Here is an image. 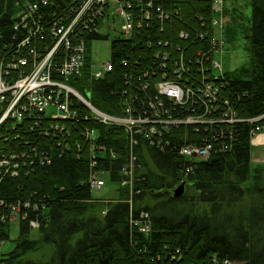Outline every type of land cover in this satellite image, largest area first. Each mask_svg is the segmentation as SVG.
Wrapping results in <instances>:
<instances>
[{
  "label": "built area",
  "instance_id": "obj_1",
  "mask_svg": "<svg viewBox=\"0 0 264 264\" xmlns=\"http://www.w3.org/2000/svg\"><path fill=\"white\" fill-rule=\"evenodd\" d=\"M186 1L191 0L16 2L18 10L11 37L0 48V140L7 144L6 136L23 127L63 153L74 149L82 155L86 150L87 185L92 193H101L106 187L102 177L106 172L97 168L99 160L105 153L110 158L116 154L100 143L98 127L120 128L130 152L120 170L118 187L129 190L130 197L125 202L130 207L138 193L133 190V183L142 169L133 153L139 143L163 151L175 130L191 128L197 138L201 126L207 138L196 144V139L191 141L186 134L183 146L178 148L185 175L195 170L196 163L211 158L214 142L221 143V151H229L235 139L233 125L256 124L264 119V114L239 119L230 99L221 92L227 85L222 55L229 48L224 38L228 0H197L208 3L207 20L195 15L186 30L165 28L183 18L180 5ZM152 31L161 38L153 41ZM109 33L115 35L110 44L111 57L96 65L91 43L107 38ZM128 44L131 52H143L138 60L148 59L149 68L135 73L141 68L134 59L128 68L126 61H113L114 50L118 54L119 48ZM117 70L134 72L122 77L131 92H120L118 114H106L94 107L88 94L91 90L84 89L86 96L75 89L74 83L79 80L84 79L90 86ZM144 94L148 99L141 98ZM260 132L258 125L250 130L251 143ZM18 138L17 143H21ZM23 143L0 149V186L7 177L27 176L37 166L50 164L51 157L43 147L34 146L31 141ZM45 209L34 195L12 202L0 199V235L2 231L8 233L10 224L16 221L19 225L27 222L32 230H37L41 224L39 214L43 216ZM129 213L130 227L149 234L148 214L140 211L134 216L131 208ZM4 243L0 238V258Z\"/></svg>",
  "mask_w": 264,
  "mask_h": 264
},
{
  "label": "trees",
  "instance_id": "obj_2",
  "mask_svg": "<svg viewBox=\"0 0 264 264\" xmlns=\"http://www.w3.org/2000/svg\"><path fill=\"white\" fill-rule=\"evenodd\" d=\"M240 1L228 0L225 4L224 38L230 45L241 42L248 62L225 73L227 85L221 92L230 99L240 119H249L264 114V0ZM15 2L0 0V48L12 34L18 10ZM246 6L251 11L248 24L242 13ZM180 7L183 18L175 23L179 30L188 29L195 15L209 18L207 2L191 0ZM150 36L153 41L161 38L155 31ZM129 47L119 48L118 54L114 50L113 61H126L128 68L134 59L141 68L135 73L149 68L148 59L138 60L143 52H131ZM118 70L90 86L84 79L74 86L86 96L84 89L91 90V103L100 111L118 114L120 92L129 89L122 77L134 73ZM148 97L144 94L141 98ZM255 125L264 130V119L253 125H233L235 139L231 149L221 151V143L214 142L211 158L196 163L188 175L181 167L178 148L183 146L186 134L191 141L196 139V144L207 138L201 126L197 138L191 128L175 130L163 151L139 143L133 153L142 169L133 183V190L138 193L133 196L131 207L125 202L130 197L127 188L116 190V202L105 203L92 196L87 185L86 150L82 155L74 149L63 153L48 140L39 139L35 132L23 127L12 131L11 136H6L7 144L0 140V149L31 141L44 148L51 162L37 166L27 176L7 177L2 182L1 200L12 202L34 195L46 209L43 216L38 211L41 224L37 230H31L27 222L20 224L19 236L12 249L1 256L0 264H264V165L252 164L249 142V132ZM98 128L100 143L116 157L105 153L97 168L106 172L109 183L117 186L120 170L128 160L129 144L120 128ZM17 137L21 143H17ZM181 183L184 191L174 197L173 190ZM130 208L134 216L140 211L148 213L149 234L130 227ZM0 238L8 240V233L2 231ZM44 248H48L49 257L41 260L47 254ZM36 254L40 260L32 258Z\"/></svg>",
  "mask_w": 264,
  "mask_h": 264
},
{
  "label": "rangeland",
  "instance_id": "obj_3",
  "mask_svg": "<svg viewBox=\"0 0 264 264\" xmlns=\"http://www.w3.org/2000/svg\"><path fill=\"white\" fill-rule=\"evenodd\" d=\"M23 1L28 2L29 0H23ZM240 2L243 3L242 0ZM242 13L245 16L244 22L248 24V19H250L251 16L250 7L249 6H246L244 8L242 7ZM169 26H171L173 29L175 23L170 22L165 26V28H169ZM107 36H108L107 38H101L92 41L91 43L90 52L92 55V60L96 65H98L103 61L109 60L111 57L110 44L113 41L115 35L109 33ZM222 57H223L222 60L223 69L226 72H232L241 65H245L248 62L247 54L241 42H237L234 45H230L229 48L223 53ZM102 177L106 180V187L101 193L93 192L92 196L98 199H104L109 196L116 197L117 194L115 193V190L117 186L115 184L109 183L108 178L105 174L102 175ZM19 232H20L19 222L18 221L12 222L10 224V228L8 232V240L5 241L4 246L2 247L1 250L2 253H6L10 251L13 245V241L16 240L17 237L19 236ZM43 250H46L45 254L47 253L45 257H41L42 258L41 259L39 258L40 255L36 254L33 255L32 258L36 260H40V259L46 260L49 257V252H47L48 248H44Z\"/></svg>",
  "mask_w": 264,
  "mask_h": 264
},
{
  "label": "crops",
  "instance_id": "obj_4",
  "mask_svg": "<svg viewBox=\"0 0 264 264\" xmlns=\"http://www.w3.org/2000/svg\"><path fill=\"white\" fill-rule=\"evenodd\" d=\"M259 142L251 147V162L253 165H264V130L259 136Z\"/></svg>",
  "mask_w": 264,
  "mask_h": 264
},
{
  "label": "water",
  "instance_id": "obj_5",
  "mask_svg": "<svg viewBox=\"0 0 264 264\" xmlns=\"http://www.w3.org/2000/svg\"><path fill=\"white\" fill-rule=\"evenodd\" d=\"M184 191V183H181L177 188L173 190V196L179 197Z\"/></svg>",
  "mask_w": 264,
  "mask_h": 264
},
{
  "label": "bare ground",
  "instance_id": "obj_6",
  "mask_svg": "<svg viewBox=\"0 0 264 264\" xmlns=\"http://www.w3.org/2000/svg\"><path fill=\"white\" fill-rule=\"evenodd\" d=\"M77 92L81 93V91L78 89V88H75ZM103 112V111H102ZM103 113H106V112H103ZM106 114H109V113H106ZM239 118V117H238ZM240 119V118H239ZM123 129V128H122ZM118 138V137H117Z\"/></svg>",
  "mask_w": 264,
  "mask_h": 264
}]
</instances>
